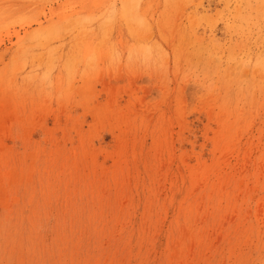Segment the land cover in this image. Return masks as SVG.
<instances>
[{
  "label": "rangeland",
  "instance_id": "1",
  "mask_svg": "<svg viewBox=\"0 0 264 264\" xmlns=\"http://www.w3.org/2000/svg\"><path fill=\"white\" fill-rule=\"evenodd\" d=\"M0 264H264V0H0Z\"/></svg>",
  "mask_w": 264,
  "mask_h": 264
}]
</instances>
